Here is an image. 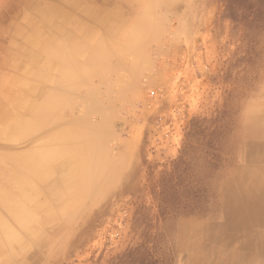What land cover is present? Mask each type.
Here are the masks:
<instances>
[{"label":"rangeland","instance_id":"1","mask_svg":"<svg viewBox=\"0 0 264 264\" xmlns=\"http://www.w3.org/2000/svg\"><path fill=\"white\" fill-rule=\"evenodd\" d=\"M263 137L264 0H0V264H215L206 226Z\"/></svg>","mask_w":264,"mask_h":264},{"label":"bare ground","instance_id":"2","mask_svg":"<svg viewBox=\"0 0 264 264\" xmlns=\"http://www.w3.org/2000/svg\"><path fill=\"white\" fill-rule=\"evenodd\" d=\"M55 12L61 13L53 8L47 9V13L54 14ZM65 39L67 40L69 37L67 36ZM47 43L50 49V41L48 40ZM60 46L59 43L56 50L60 51L63 48ZM41 47H46V41L42 43ZM59 51L55 53V56L64 67L60 79L69 81L77 72V68L70 63L72 57L68 51L65 49ZM96 52L95 54H97ZM112 52L113 50L104 43L100 46L98 53H100L99 56L106 59ZM48 55L51 57L52 53L48 52ZM53 104L54 101L50 95L36 107L31 120L20 118L15 126L21 127L24 132L30 130L35 124L46 119ZM81 134L83 135V133ZM245 155L246 164L238 167L222 187L220 203L223 208L224 223L215 224V226L207 224L206 226L207 232L211 234V240L218 243L219 247L216 250L208 248H200V250L202 256H215V264H264V137L248 145L245 148ZM17 159L13 161L15 165ZM22 161L23 163H19L18 166L27 164L29 171L31 167H37V160L32 156H27L26 161L22 156ZM6 181L9 185H16L17 189L24 184L18 170L14 173L9 172ZM1 199L9 207L14 203L12 194L4 191L1 194Z\"/></svg>","mask_w":264,"mask_h":264},{"label":"built area","instance_id":"3","mask_svg":"<svg viewBox=\"0 0 264 264\" xmlns=\"http://www.w3.org/2000/svg\"><path fill=\"white\" fill-rule=\"evenodd\" d=\"M151 93H153V92H151Z\"/></svg>","mask_w":264,"mask_h":264}]
</instances>
